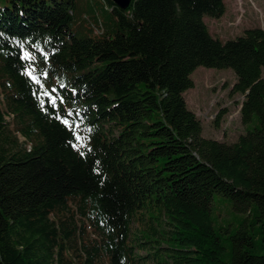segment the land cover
Listing matches in <instances>:
<instances>
[{"label":"trees","instance_id":"obj_1","mask_svg":"<svg viewBox=\"0 0 264 264\" xmlns=\"http://www.w3.org/2000/svg\"><path fill=\"white\" fill-rule=\"evenodd\" d=\"M104 1L78 36L73 0H0V264H264V29L213 37L224 0ZM198 67L236 77L232 144L187 108Z\"/></svg>","mask_w":264,"mask_h":264},{"label":"rangeland","instance_id":"obj_2","mask_svg":"<svg viewBox=\"0 0 264 264\" xmlns=\"http://www.w3.org/2000/svg\"><path fill=\"white\" fill-rule=\"evenodd\" d=\"M73 1L74 17L69 22V28L78 36L88 33L90 22H96L97 19L107 22L108 19L114 18L104 0ZM224 5L225 13L220 18L207 16L203 18L213 37L225 41L241 36L246 29H264V0H224ZM94 33L99 34L98 31ZM190 78L193 87L184 93V99L187 108L201 123L202 137L226 144L236 142L244 133L240 119V108L244 97L233 91L236 77L232 70L198 67ZM0 107L3 109L2 96H0ZM222 110L225 111L224 115L218 123H215L216 116ZM15 135L19 144H27L20 134ZM214 203L220 215L219 219L228 218L226 211L227 206L231 209V203L219 195L214 197ZM137 254L146 255V252L139 251Z\"/></svg>","mask_w":264,"mask_h":264},{"label":"water","instance_id":"obj_3","mask_svg":"<svg viewBox=\"0 0 264 264\" xmlns=\"http://www.w3.org/2000/svg\"><path fill=\"white\" fill-rule=\"evenodd\" d=\"M111 1L114 3V5L117 8L121 10H125L131 2V0H111Z\"/></svg>","mask_w":264,"mask_h":264}]
</instances>
